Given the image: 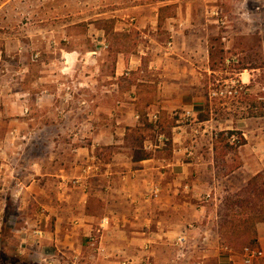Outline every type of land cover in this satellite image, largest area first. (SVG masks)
<instances>
[{"label": "crops", "instance_id": "0c3cea01", "mask_svg": "<svg viewBox=\"0 0 264 264\" xmlns=\"http://www.w3.org/2000/svg\"><path fill=\"white\" fill-rule=\"evenodd\" d=\"M213 2L35 0L4 15L0 264H243L219 232L220 185L264 180V97H251L264 49L234 74L247 97H207L231 48ZM253 230L264 264V221Z\"/></svg>", "mask_w": 264, "mask_h": 264}, {"label": "rangeland", "instance_id": "374dc122", "mask_svg": "<svg viewBox=\"0 0 264 264\" xmlns=\"http://www.w3.org/2000/svg\"><path fill=\"white\" fill-rule=\"evenodd\" d=\"M213 3L222 22L219 25L220 37L223 38L221 42L228 44L227 42L230 41L231 48L228 55L224 56L225 59L223 60L224 57H222L220 64H217L218 71L210 78L211 85L235 78L234 74L241 67H261L264 49V0H214ZM34 10L35 0H11L10 2L0 0V34L10 23L8 17L9 22L5 21L4 15H26L25 13ZM19 22L17 20V24ZM227 59L228 64L225 63ZM257 75H259L258 80H264V73L259 72ZM251 97H256V93ZM225 165L223 164L220 168V173L230 171L235 163ZM261 182L263 178L256 179V190H260ZM229 187L231 188V185L227 183L220 185V190L226 191L227 194L222 197L219 205L218 224L221 225L219 232L226 245L238 251L248 246L254 219L252 217L264 209V204L261 205L260 196L255 195L256 192L253 193L254 186H246L247 188H240L236 192L230 191ZM13 226L12 224L11 227ZM9 234L10 228L7 226L4 236L7 237Z\"/></svg>", "mask_w": 264, "mask_h": 264}, {"label": "built area", "instance_id": "2783aa9c", "mask_svg": "<svg viewBox=\"0 0 264 264\" xmlns=\"http://www.w3.org/2000/svg\"><path fill=\"white\" fill-rule=\"evenodd\" d=\"M218 15V13H216ZM221 20L219 19V23ZM222 23V22H221ZM220 23V24H221ZM225 63L228 64L229 60H225ZM247 87L246 85L240 81L238 78H231L226 79L222 82H217V84H212L207 92V97H209L212 100H218V101H229V100H236L240 99V97L243 95H247ZM264 95V80L258 84L256 97H258V100H262L260 97H263ZM182 119L185 122V124L190 123L192 120V112L191 111H184L182 113ZM232 142L235 141L236 138L232 137ZM173 245L177 248L176 253V260L180 258H184V250L186 249L188 240L185 235H180L176 237V239L173 241ZM262 256V252L255 246H245L242 249V262L243 264H253L255 259H258ZM152 264V263H147ZM171 264V263H167ZM192 264H201L199 261H195Z\"/></svg>", "mask_w": 264, "mask_h": 264}, {"label": "trees", "instance_id": "16d2710c", "mask_svg": "<svg viewBox=\"0 0 264 264\" xmlns=\"http://www.w3.org/2000/svg\"><path fill=\"white\" fill-rule=\"evenodd\" d=\"M242 68V67H241ZM241 68H239V69H241ZM146 126V129H148L149 130V128L151 127V125H149V124H146L145 125ZM230 135H235L234 133H232V132H228L227 133V138L230 136ZM221 136V138H222V135H220ZM145 137H150V138H152V139H154L155 138V134L153 133V134H148V135H140V134H138V135H131V142L134 144V145H136L138 148H140V146H141V144H142V142H143V140L145 139ZM164 138H166L167 140L165 141V145L166 146H170V135H168V134H164ZM224 140H226V137H224L223 138ZM242 143V141L239 139V137L238 138H236L235 139V141H234V144L237 146V145H239V144H241ZM233 149V147H230V149ZM145 156H148V155H142L141 157H145ZM260 177V175H257V176H255V177H253L252 179H250L249 180V182H248V184H247V187H249V186H254V191H253V193L255 194V192H256V194L255 195H257V196H260V201H261V205H263L264 204V180H263V182H261L260 183V190H256V187H257V184H256V179L257 178H259ZM247 187H245V188H247ZM262 199V200H261ZM259 201V202H260ZM252 218H254L253 219V221H252V232H251V237H250V239H249V241H248V245H251V246H255V237H254V230H253V225L257 222V221H264V209L263 210H260V211H258L256 214H255V216H253Z\"/></svg>", "mask_w": 264, "mask_h": 264}]
</instances>
